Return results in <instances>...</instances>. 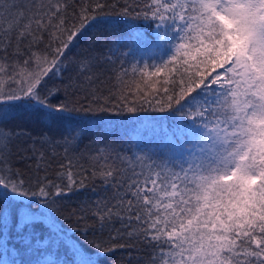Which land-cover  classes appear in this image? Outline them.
I'll return each mask as SVG.
<instances>
[{
	"label": "snow or ice",
	"instance_id": "obj_1",
	"mask_svg": "<svg viewBox=\"0 0 264 264\" xmlns=\"http://www.w3.org/2000/svg\"><path fill=\"white\" fill-rule=\"evenodd\" d=\"M114 14L158 62L86 41ZM107 260L264 264V0H0V264Z\"/></svg>",
	"mask_w": 264,
	"mask_h": 264
},
{
	"label": "trees",
	"instance_id": "obj_2",
	"mask_svg": "<svg viewBox=\"0 0 264 264\" xmlns=\"http://www.w3.org/2000/svg\"><path fill=\"white\" fill-rule=\"evenodd\" d=\"M138 30L145 32V34L151 39V26L149 24H144L143 22L137 21L135 22ZM116 38H120L121 41V51L126 52L127 59L129 61H141V62H158L161 53L159 50L153 52L149 50V46L146 44H137V45H128L127 41L130 38L128 24L124 21L123 17L119 15H110L106 18L105 22L102 25H99L97 28L92 29L87 38V40H99L101 47L108 45L111 41ZM85 44L81 45V48L85 47ZM81 48H78L74 51L73 55H77L80 53ZM110 86V84L108 85ZM143 87V85H142ZM160 121L162 123L167 124L169 128H171V121L168 118L166 113H140L138 116H133L129 118L125 116L124 118H117V123L119 125L118 131L120 134H123L125 128H131V126L136 122H152ZM20 126L25 130L32 132L34 135H38L42 132L48 131H58L59 126L53 124L51 121L47 120L42 115L36 114L31 116H24L23 119L19 122ZM95 193H93L90 189H84L75 196L71 198V200L66 201L64 210L59 213L58 220L59 223L63 225L66 231L70 229H75L76 225V217H69V213L75 210L81 203V201L92 200L95 197ZM72 235L73 239H77V236L69 232ZM63 254V253H62ZM131 255H136L135 250H130ZM118 255H123V253H119ZM103 264H112L111 260L104 261Z\"/></svg>",
	"mask_w": 264,
	"mask_h": 264
}]
</instances>
